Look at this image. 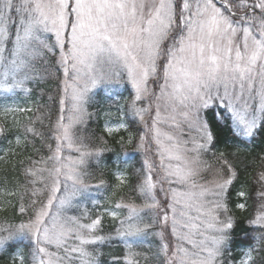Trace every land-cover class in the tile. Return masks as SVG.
Segmentation results:
<instances>
[{
	"label": "snow or ice",
	"instance_id": "6c2138e0",
	"mask_svg": "<svg viewBox=\"0 0 264 264\" xmlns=\"http://www.w3.org/2000/svg\"><path fill=\"white\" fill-rule=\"evenodd\" d=\"M47 78L59 89L57 118L47 117L52 142L33 126L22 135L45 141L49 154L28 158V203L18 208L26 219L0 222V250L26 239L30 264H99L87 246L110 239L98 234L101 217L72 213L92 187L88 158L106 149H89L77 126L93 89L125 82L146 158L141 203L116 204L127 210L116 235L158 229L160 264H235L225 257L235 225L227 194L237 172L213 149L221 124L241 143L264 132V0H0V92H27L29 82ZM209 152L215 163L204 158ZM258 183L264 188V172ZM258 196L249 224L264 232V191ZM258 252L249 247L239 264H257ZM17 257L29 264L20 253L13 264Z\"/></svg>",
	"mask_w": 264,
	"mask_h": 264
},
{
	"label": "trees",
	"instance_id": "16d2710c",
	"mask_svg": "<svg viewBox=\"0 0 264 264\" xmlns=\"http://www.w3.org/2000/svg\"><path fill=\"white\" fill-rule=\"evenodd\" d=\"M57 85L58 81L55 78H47L29 82L26 86L30 91L27 92L23 90L7 94L0 92V113L3 111V117L0 115V127L6 130L5 136H0V222L6 219L9 223H19L22 218L26 219L21 217L18 211L21 202L28 203V198L24 195L23 169L31 166L29 157L39 160L41 156L49 154L45 141H52L47 140L49 133L47 117L54 122L58 115ZM127 92L126 88L125 92L118 95L121 99L114 102L106 100L101 91L91 95L92 99L88 105L89 117L84 124L77 127L78 135L89 149L104 148L106 151H103L98 158L95 156L88 158L87 171L90 173L89 183L92 187L89 189L88 197L82 199L80 206L72 214L80 216L88 212L92 215L98 212L102 214L98 234L110 239L89 246V249H96L99 264H127L126 259L132 256L129 255L130 252L135 255L134 259L139 264H160L157 256L160 239L156 237L155 232L148 230L133 237H119L115 231L119 227V219L127 213L126 209H117L116 204L133 201L141 203L137 184L142 176L141 165L144 157L135 150L139 126L128 118L126 104L118 107L122 103V98H126ZM118 109L120 114L111 120L114 123L118 121L126 123L127 129L109 133L106 130L105 113L115 112ZM121 115L127 116L122 119ZM41 118L44 119L43 125L40 123ZM25 126H33L44 132L45 141L39 137L33 138L31 135L25 141L22 135ZM216 131L217 142L213 151L217 155L220 152L225 153L237 172V178L229 187L227 194L228 207L235 219V225L232 231L231 253L225 259L238 264L243 259V252L249 247H254L259 249L254 255L257 256V264H260V259L264 258V240L261 239L264 232L251 226L249 220L254 218L262 203L258 193L264 191V188L258 183V178L259 174L264 172V132L241 143L233 139L223 124ZM18 134H20L19 144H17ZM129 137L132 138V143L128 142ZM121 174L124 183L117 178ZM101 180L104 184L97 187ZM240 191L245 195L238 196L237 193ZM237 203H244L245 208H237L235 206ZM113 210L119 213L115 220L108 214ZM125 240L131 243V249L125 244ZM29 243L30 241L26 239L18 240L12 247L1 250L0 264H13V257L17 256V253L24 255L30 264L31 257L27 255L29 249L26 247ZM16 264H19L18 257Z\"/></svg>",
	"mask_w": 264,
	"mask_h": 264
},
{
	"label": "rangeland",
	"instance_id": "374dc122",
	"mask_svg": "<svg viewBox=\"0 0 264 264\" xmlns=\"http://www.w3.org/2000/svg\"><path fill=\"white\" fill-rule=\"evenodd\" d=\"M126 88H127V91H128L127 92V95H126V98H124V99L122 98V101H121L122 103L120 105H118V107L119 106L121 107L122 104H124V105L126 104L127 109H128V105L130 104V102L132 100V96H133L134 93H133V90L131 89V85L130 84H127L125 82H121V83L112 82V83H109V84H105V85H102V86H98L97 88L93 89L89 93V95L91 96L93 93H96V91H101V92H103V95L106 98V100H113L112 102H114L115 100L118 101L119 99H121L118 95H119V93L125 92V89ZM1 93H3V92H1ZM5 94H7V93H5ZM88 105H89V103L85 106L87 113H88ZM127 111L129 112L128 118L130 120L134 121L137 124V126H139V134H140L141 131H142V126H141L140 122L138 121V119H136L135 117H133V115L129 111V109ZM5 112L7 114L9 113V111H5ZM106 112H109V113H105V116H104V119H106V121H107L105 123L106 124V127H107L106 128L107 132H109L108 129H111L112 130L109 133H116V132L120 131L121 129H123L124 131H126V129H127L126 127H121L120 126L122 124L123 125H126V123L121 122V121H118V122H115L114 123L111 120L113 118H116L120 114L119 113V109L117 111L115 110V112H110V111H106ZM0 115H1V117H3V111L0 113ZM6 116H8V115H6ZM126 116L127 115H125L123 117L121 115L120 118L122 117V119H124V118H126ZM88 117H89V114L85 116L84 122L88 119ZM84 122L82 124H84ZM82 124H80V125H82ZM80 125H78V126H80ZM193 135H195V133H193ZM129 136H130V134H129ZM135 144H136L135 145V150L138 151V152H140L141 155H143V157L145 159L146 158V155H145L144 151L138 147V140H137V142ZM73 154L76 155L75 153H73ZM204 158L206 160H208L209 163H215V157H213L212 152L207 153ZM206 175H207V178L208 179H211L212 178L210 173L209 174H206ZM87 215L90 218H96L97 216L102 217V214L100 212L96 213L95 215H92V214H90L88 212ZM85 222H90V220H86ZM149 231L153 233V232L158 231V229H151ZM156 237L159 238V236H157V235H156ZM87 247H89V246H87ZM134 257H135V255H132V256L128 257L126 259V263L129 264V261H132V262H135V264H139V262H136V260L134 259Z\"/></svg>",
	"mask_w": 264,
	"mask_h": 264
}]
</instances>
